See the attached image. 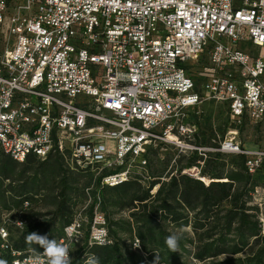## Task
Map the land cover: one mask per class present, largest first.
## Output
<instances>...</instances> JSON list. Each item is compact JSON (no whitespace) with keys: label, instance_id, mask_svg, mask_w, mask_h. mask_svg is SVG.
Segmentation results:
<instances>
[{"label":"built area","instance_id":"2783aa9c","mask_svg":"<svg viewBox=\"0 0 264 264\" xmlns=\"http://www.w3.org/2000/svg\"><path fill=\"white\" fill-rule=\"evenodd\" d=\"M204 101L224 105L234 125L264 127V0H0V163L55 152L68 169L95 172L100 187H148L154 146L196 154L199 175L209 153L240 154L257 182L246 204L264 232V200L255 197L264 133L252 147L232 135L197 145L187 111ZM12 226L19 234L24 221ZM84 240L111 242L99 197L57 242L70 255ZM42 251L13 249L10 224L0 222V261L47 264Z\"/></svg>","mask_w":264,"mask_h":264},{"label":"trees","instance_id":"16d2710c","mask_svg":"<svg viewBox=\"0 0 264 264\" xmlns=\"http://www.w3.org/2000/svg\"><path fill=\"white\" fill-rule=\"evenodd\" d=\"M202 58L195 65L202 66L205 61ZM206 124L210 130L209 136L206 139H200L197 133L195 143L200 146L214 147L216 143L212 141L211 124ZM219 155L223 154L214 152L207 155L200 175L198 174L201 180L180 174L182 167H179L176 169L177 174H172L168 180L161 181L159 177L162 175H154V172L149 169L150 176L154 179L150 181L148 187L135 181L109 187L110 193L116 199L114 205L117 204L119 209L130 211L129 220L110 219L106 209L113 203H109L110 197L103 191H98L99 206L105 211L103 215L111 242L90 246L84 240L78 248L79 251L74 255L70 254L72 264H84L86 255L99 257L100 264H153L155 252L160 256L159 264H194L182 260L185 253H190L194 261L202 264H264V236L260 235L257 208L246 204L249 192L253 190L257 182L250 179L244 166L245 156L240 154H234L235 157L229 161L231 169L226 174L227 181H219V179L222 180L219 168L223 165L219 161ZM52 156L54 162L49 174L53 178H58L52 185V189L56 190L53 196L55 207L46 212L20 209L18 218L24 221V227L19 234L15 231L13 235L11 234L12 247L15 250L30 249L26 246L24 237L31 232L47 234L50 239H59L63 228L72 219V205L68 193L71 184L70 173L62 164L63 159L59 154L54 152L47 158ZM31 157L35 158L30 155L24 161ZM197 159L196 154H190L188 163L184 166L197 168L195 165H190ZM177 161L179 159L174 161L175 167ZM15 162L9 157L2 158L1 176L8 178L7 171L3 168ZM211 178L218 181L210 183ZM97 182L99 183V178ZM202 182L210 184L204 185ZM155 183H159V187L155 196L150 197L149 189ZM29 185L33 186L34 180L30 181ZM26 186L27 183L23 185L18 196L26 193ZM24 201L26 200L20 199L16 202V206L22 205ZM94 202L89 211L92 210ZM189 221L193 230L192 251H187L181 238V251L171 253L165 245L166 236L173 233L168 230L167 224L182 227ZM119 234L124 235L125 238ZM135 239L138 240L139 247L134 245ZM126 240L129 242L127 243ZM41 250L38 247L35 251ZM242 251H246L247 254L244 257L237 256Z\"/></svg>","mask_w":264,"mask_h":264},{"label":"rangeland","instance_id":"374dc122","mask_svg":"<svg viewBox=\"0 0 264 264\" xmlns=\"http://www.w3.org/2000/svg\"><path fill=\"white\" fill-rule=\"evenodd\" d=\"M199 70V65L194 64V66L191 67L193 73H196ZM187 113L190 119L196 124L197 133L200 139H206L209 136L210 130L206 123L211 124L213 143H218L225 137L232 135L235 141L246 147H250L253 142L259 140L260 135L264 133V127L255 126L247 119H241L238 125L232 124L226 114L225 106L215 101H204L196 107L189 108ZM213 156L214 155H212V157ZM189 157L190 154L175 157V153L172 149L163 146H154L150 149L148 154L149 169L151 172H154V175H162L163 178L168 180L172 174L178 173L176 171L177 168L183 167L188 163ZM218 157L219 161L223 163L219 168L220 177H222V180L219 179V181H227L226 174L231 169L229 161L235 156L234 154H223ZM176 159H179V161H177V166L175 167L174 161ZM53 162V156L46 159L31 157L27 161L10 163L3 168L7 171L8 178H4L0 174V222L5 221L10 224V233L12 235L15 230L12 226V222L20 216V209L25 208L33 212H46L54 209L55 200H53V196L56 193V190L52 189V185L53 181H56L58 178H53L49 174ZM62 164L66 167L64 162H62ZM187 168L189 167H185V169ZM68 172L70 173L69 181H71L68 190L72 205L71 216L80 211H89L94 199H97L98 197V191H103L106 196L110 197L109 203H113V205L109 204L106 209L110 219L113 221L129 220L128 214L130 211L127 209H119L117 204L114 205L116 201L115 196L110 193L109 187H100L95 172L89 168L68 169ZM184 175L196 179V177L187 174ZM203 179L206 180L205 178ZM32 180H34V185L30 186L29 183ZM215 180L216 179L211 178L210 183ZM216 181H218V179ZM25 183H27V186L25 187L26 193L18 196ZM203 184L209 185L205 183ZM255 197L264 200V188L257 189ZM20 199H25L27 203L25 204V202H22V205L16 206V202ZM99 210L101 213L105 214V211H103L100 206ZM167 228L169 231L180 235L187 251H192L193 244L191 241L193 240V230L190 221L187 225L182 227H174L172 224H167ZM119 235L125 238L124 235ZM260 235L264 236L261 227ZM126 242L128 243L129 241L126 240ZM80 245L81 243L72 244V255L79 251L78 248ZM246 254V251H242L237 256L244 257ZM182 260L187 263L202 264L201 262L194 261L191 258L190 253L183 254Z\"/></svg>","mask_w":264,"mask_h":264},{"label":"clouds","instance_id":"9594fccd","mask_svg":"<svg viewBox=\"0 0 264 264\" xmlns=\"http://www.w3.org/2000/svg\"><path fill=\"white\" fill-rule=\"evenodd\" d=\"M180 240V235L173 232L166 236L165 245L171 253L180 252ZM24 242L31 250L35 251L38 247L43 249L42 254L47 257V264H72L69 248L64 244L58 243L54 238L50 239L47 234H39L37 232L28 233L24 237ZM155 253L153 264H159V253ZM0 264H6V262L0 261ZM84 264H100L99 257L86 255Z\"/></svg>","mask_w":264,"mask_h":264},{"label":"bare ground","instance_id":"6f19581e","mask_svg":"<svg viewBox=\"0 0 264 264\" xmlns=\"http://www.w3.org/2000/svg\"><path fill=\"white\" fill-rule=\"evenodd\" d=\"M184 173L192 175V176H198V170H197V168H194V167H189V168L185 169Z\"/></svg>","mask_w":264,"mask_h":264}]
</instances>
